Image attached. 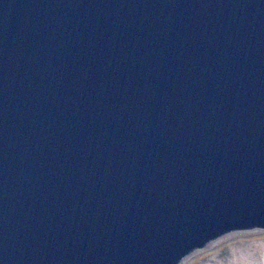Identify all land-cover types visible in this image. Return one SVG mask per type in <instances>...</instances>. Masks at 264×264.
I'll return each instance as SVG.
<instances>
[{"label":"water","instance_id":"obj_1","mask_svg":"<svg viewBox=\"0 0 264 264\" xmlns=\"http://www.w3.org/2000/svg\"><path fill=\"white\" fill-rule=\"evenodd\" d=\"M264 231V0H0V264H181Z\"/></svg>","mask_w":264,"mask_h":264},{"label":"rangeland","instance_id":"obj_2","mask_svg":"<svg viewBox=\"0 0 264 264\" xmlns=\"http://www.w3.org/2000/svg\"><path fill=\"white\" fill-rule=\"evenodd\" d=\"M181 264H264V231L229 234L192 253Z\"/></svg>","mask_w":264,"mask_h":264}]
</instances>
